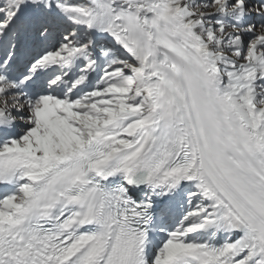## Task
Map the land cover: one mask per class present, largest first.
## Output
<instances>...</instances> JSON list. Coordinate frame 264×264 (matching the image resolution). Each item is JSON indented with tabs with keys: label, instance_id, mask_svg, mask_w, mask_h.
I'll list each match as a JSON object with an SVG mask.
<instances>
[{
	"label": "snow or ice",
	"instance_id": "obj_1",
	"mask_svg": "<svg viewBox=\"0 0 264 264\" xmlns=\"http://www.w3.org/2000/svg\"><path fill=\"white\" fill-rule=\"evenodd\" d=\"M0 264H264V0H0Z\"/></svg>",
	"mask_w": 264,
	"mask_h": 264
}]
</instances>
